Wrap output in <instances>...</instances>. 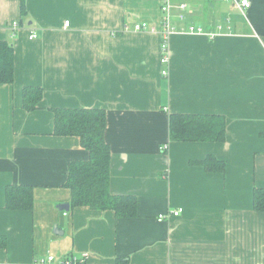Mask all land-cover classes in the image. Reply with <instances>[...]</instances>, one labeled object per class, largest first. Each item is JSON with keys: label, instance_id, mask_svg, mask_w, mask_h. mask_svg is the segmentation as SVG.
<instances>
[{"label": "crops", "instance_id": "1", "mask_svg": "<svg viewBox=\"0 0 264 264\" xmlns=\"http://www.w3.org/2000/svg\"><path fill=\"white\" fill-rule=\"evenodd\" d=\"M25 1L22 16L18 0H0L15 75L0 85V264H264V214L252 205L264 188V0L242 10L232 0H170L165 49L159 34L133 30L160 23V0ZM190 25L221 34L180 32ZM25 87L43 93L31 112ZM56 109L105 111L110 189L136 197V218L58 209L70 201L69 164L88 153L77 137L54 135ZM171 114L222 115L226 140L169 142ZM208 155L225 162L223 173L191 164ZM9 185L34 188L31 211L5 208Z\"/></svg>", "mask_w": 264, "mask_h": 264}, {"label": "trees", "instance_id": "2", "mask_svg": "<svg viewBox=\"0 0 264 264\" xmlns=\"http://www.w3.org/2000/svg\"><path fill=\"white\" fill-rule=\"evenodd\" d=\"M20 14L26 16V1L18 0ZM163 42V41H162ZM14 48L7 41H0V85L14 82ZM42 90L25 87L22 91L23 109L31 112L42 100ZM54 113V135L77 137L88 153L86 161L69 164L65 188L70 191V210L84 207L96 211H112L117 219L137 217L136 197L116 195L110 189V147L104 134L106 113L101 109H56ZM168 140L172 143H223L226 140V120L218 114H171L169 116ZM164 147L162 152H166ZM207 173H223L225 162L212 155L191 163ZM33 187L9 185L5 189V208L11 211H31L34 204ZM252 205L254 212L264 214V188H255ZM6 240L0 237V247ZM117 264H127L117 260Z\"/></svg>", "mask_w": 264, "mask_h": 264}, {"label": "built area", "instance_id": "3", "mask_svg": "<svg viewBox=\"0 0 264 264\" xmlns=\"http://www.w3.org/2000/svg\"><path fill=\"white\" fill-rule=\"evenodd\" d=\"M228 1L229 0H222V2H228ZM231 2H233L234 5L241 10L249 8L248 1H246V0H242L240 2H236L235 0H232ZM160 10H161V19H160V23L158 25L139 23V24L134 25L133 30L136 32H149V33L159 34L162 38V41H163L162 42L163 49H165L166 45H167L166 42H167L168 37L170 36V34H172V32L175 31V28H173L171 25V18H172L171 1L170 0H162V5L160 7ZM187 13H188L187 4H185V3L179 4V6L177 7V14H176L177 19L179 21H185ZM68 25H69L68 22H66L64 24L65 27H67ZM12 27H13V29L18 28V23H14L12 25ZM226 30L228 33L231 32L230 20H226ZM180 32L204 36L206 38H209L210 40H213L214 38H216L218 35L221 34V33H217L216 31H207L203 27H196L193 25H190L187 28L180 29ZM36 38H37V35L34 32L30 33V36H29L30 40H34ZM166 62H167V58L163 57L162 63L165 64ZM165 74H166V72L163 71L162 75H165ZM181 212H182L181 210H177V211L172 212L169 215L170 216H177ZM63 215L67 216V213L63 212ZM162 220H163L162 216H159V218L157 219L158 222H161ZM47 261L53 262L54 258L52 256H49L47 258ZM63 264H74V263L67 261V262H64Z\"/></svg>", "mask_w": 264, "mask_h": 264}, {"label": "water", "instance_id": "4", "mask_svg": "<svg viewBox=\"0 0 264 264\" xmlns=\"http://www.w3.org/2000/svg\"><path fill=\"white\" fill-rule=\"evenodd\" d=\"M68 208H69L68 204H64V205H61V206L58 207V209L61 210V211H66V210H68ZM53 231H54L53 232L54 234H62V232L58 231L57 227H54Z\"/></svg>", "mask_w": 264, "mask_h": 264}, {"label": "rangeland", "instance_id": "5", "mask_svg": "<svg viewBox=\"0 0 264 264\" xmlns=\"http://www.w3.org/2000/svg\"><path fill=\"white\" fill-rule=\"evenodd\" d=\"M158 3H159V1L155 2V5L157 6V5H158ZM161 5H162V0H160V3H159V5H158V7L160 8V7H161ZM159 10H160V9H159ZM160 13H161V10H160Z\"/></svg>", "mask_w": 264, "mask_h": 264}]
</instances>
